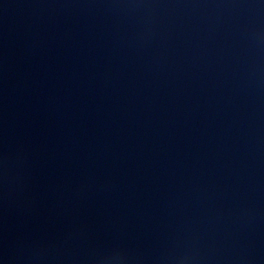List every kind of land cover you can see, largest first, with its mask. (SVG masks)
Here are the masks:
<instances>
[{"label": "water", "instance_id": "95a60500", "mask_svg": "<svg viewBox=\"0 0 264 264\" xmlns=\"http://www.w3.org/2000/svg\"><path fill=\"white\" fill-rule=\"evenodd\" d=\"M247 0H0V264H218Z\"/></svg>", "mask_w": 264, "mask_h": 264}]
</instances>
